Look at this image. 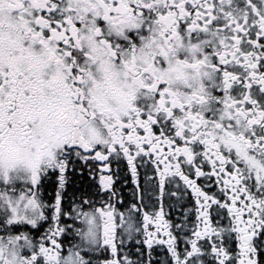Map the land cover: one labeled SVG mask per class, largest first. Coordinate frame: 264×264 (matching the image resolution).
Instances as JSON below:
<instances>
[{"label": "snow or ice", "instance_id": "obj_1", "mask_svg": "<svg viewBox=\"0 0 264 264\" xmlns=\"http://www.w3.org/2000/svg\"><path fill=\"white\" fill-rule=\"evenodd\" d=\"M0 264H264V0H0Z\"/></svg>", "mask_w": 264, "mask_h": 264}]
</instances>
